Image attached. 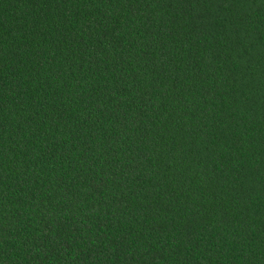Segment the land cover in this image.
<instances>
[{"label":"trees","instance_id":"16d2710c","mask_svg":"<svg viewBox=\"0 0 264 264\" xmlns=\"http://www.w3.org/2000/svg\"><path fill=\"white\" fill-rule=\"evenodd\" d=\"M0 264H264V0H0Z\"/></svg>","mask_w":264,"mask_h":264}]
</instances>
